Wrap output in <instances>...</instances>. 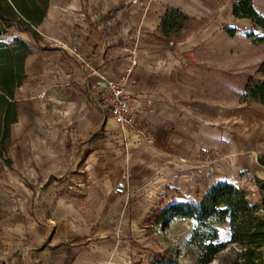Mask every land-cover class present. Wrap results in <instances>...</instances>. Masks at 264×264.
Here are the masks:
<instances>
[{"label": "rangeland", "instance_id": "obj_1", "mask_svg": "<svg viewBox=\"0 0 264 264\" xmlns=\"http://www.w3.org/2000/svg\"><path fill=\"white\" fill-rule=\"evenodd\" d=\"M201 1L212 13L192 18L188 31L204 28L224 5L249 28L236 27L218 43L229 54L226 64L219 56L210 64L203 50L193 66L178 57L171 99L154 105L138 92L132 128L117 125L102 93L95 98L75 77L58 87L27 81L18 89L24 130L13 128L12 165L0 162V261L195 264L198 249L188 241L196 221L163 219L167 207L203 198L221 182L247 187L254 202L262 201L264 104L248 101L245 86L251 77L264 81L257 73L264 0ZM182 34L162 36L161 43ZM96 132L102 138H93ZM124 176L128 189L116 194ZM230 236L229 224L221 225L220 240ZM230 254L228 247L210 264Z\"/></svg>", "mask_w": 264, "mask_h": 264}, {"label": "crops", "instance_id": "obj_2", "mask_svg": "<svg viewBox=\"0 0 264 264\" xmlns=\"http://www.w3.org/2000/svg\"><path fill=\"white\" fill-rule=\"evenodd\" d=\"M132 1L50 0L46 18L37 31L42 39L40 45H48L51 49L38 48L39 44L29 32L12 31L13 35L37 48L26 62V82L36 83L39 87L40 84L53 86L56 82L54 87H58L74 82L66 77H75L82 88L95 90L96 98L106 87L107 79L127 77L136 95L142 93L139 97H149V102L154 105L157 102L165 104L179 83L172 78L178 57L188 61L187 66H193L203 50L207 52L210 64L211 57L217 56L226 64L229 54L221 51L218 43L230 38L228 29L250 26L248 19L235 16L231 7L224 5L204 28L184 29L177 32L183 33L181 38L164 45L160 39L163 36L161 22L170 7L180 8L198 20L212 13V8L201 0ZM96 25L98 29H95ZM73 58L81 60L82 65L72 64ZM96 101L100 102L98 98ZM152 108L148 114L153 112ZM15 125L24 130L21 116ZM0 264L4 262L0 261ZM74 264L86 263L78 261ZM87 264H100V259Z\"/></svg>", "mask_w": 264, "mask_h": 264}, {"label": "trees", "instance_id": "obj_3", "mask_svg": "<svg viewBox=\"0 0 264 264\" xmlns=\"http://www.w3.org/2000/svg\"><path fill=\"white\" fill-rule=\"evenodd\" d=\"M50 0H0V162L11 166L9 157L13 145V127L19 121L20 103L17 91L28 79L26 62L37 50L12 31L29 32L38 48L41 36L37 27L46 18ZM193 21L191 16L180 8L170 7L162 18L161 30L170 40L172 34L181 32ZM233 36L235 29H228ZM9 36L8 39H5ZM264 77V61L257 70ZM248 101L264 104V81L252 77L245 86ZM93 138L102 135L96 132ZM264 163V160L262 161ZM262 201L254 202L247 187L229 182L214 185L203 198L190 197L185 201L167 207L162 218H190L196 221L188 243L198 249L195 264H210L221 252L230 247L231 256L222 264H264V181H259ZM228 223L231 236L227 241L220 240V226Z\"/></svg>", "mask_w": 264, "mask_h": 264}, {"label": "built area", "instance_id": "obj_4", "mask_svg": "<svg viewBox=\"0 0 264 264\" xmlns=\"http://www.w3.org/2000/svg\"><path fill=\"white\" fill-rule=\"evenodd\" d=\"M139 0H134L138 2ZM106 87L101 89V93L110 111L112 120L122 128H132L135 125L136 113L134 104L139 101L138 96L129 85L127 77L109 78L106 80ZM148 143H153L154 139L147 138ZM128 189V178L122 177L115 186L116 194H125Z\"/></svg>", "mask_w": 264, "mask_h": 264}, {"label": "bare ground", "instance_id": "obj_5", "mask_svg": "<svg viewBox=\"0 0 264 264\" xmlns=\"http://www.w3.org/2000/svg\"><path fill=\"white\" fill-rule=\"evenodd\" d=\"M43 97H45L44 94H40V95H39V98H43ZM43 131H46V130L43 129Z\"/></svg>", "mask_w": 264, "mask_h": 264}]
</instances>
